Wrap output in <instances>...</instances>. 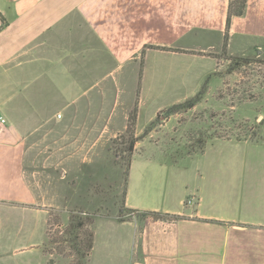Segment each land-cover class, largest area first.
Segmentation results:
<instances>
[{"label":"crops","instance_id":"crops-1","mask_svg":"<svg viewBox=\"0 0 264 264\" xmlns=\"http://www.w3.org/2000/svg\"><path fill=\"white\" fill-rule=\"evenodd\" d=\"M229 4L230 0H0V226L5 230L29 221L18 216L20 209L52 207L37 191L36 201H25V193H34L24 179L30 118L9 108L10 97L24 95L25 81L37 84L48 78L51 83L37 86L33 94L36 152L46 141L41 136L46 123L64 116L67 130L81 122L77 150L67 132L59 142L64 147L48 160L53 168L58 163L71 166L75 158L87 161L89 129H98L93 141L97 145L107 130L124 133L136 105L137 131L149 101L194 98L206 84L208 93L220 90L224 78L217 73L216 55L223 54L226 35L228 56L264 60V0H248L244 16L234 18L227 31ZM58 78L70 81L74 91L57 89L53 82ZM50 87L55 95L47 92ZM41 97L47 99L37 101ZM58 98L60 106L50 112L45 105ZM139 143L143 141L135 148L124 200L125 208L135 212L125 219L110 217L126 237V262L264 264V139L215 138L203 153L182 156L198 160L196 172L181 189L168 194L163 205L162 186L149 184L159 177V170L148 164L157 158L137 151ZM44 155L42 151L39 160L46 159ZM18 175L26 188L18 186ZM53 178L38 182L49 184ZM191 198L195 204L188 206Z\"/></svg>","mask_w":264,"mask_h":264},{"label":"rangeland","instance_id":"rangeland-1","mask_svg":"<svg viewBox=\"0 0 264 264\" xmlns=\"http://www.w3.org/2000/svg\"><path fill=\"white\" fill-rule=\"evenodd\" d=\"M216 57L217 73L224 78L223 86L213 94L205 90L194 109L168 118L162 115L157 120L159 111L193 98L170 96L149 101L142 110L137 129L140 135L135 129L134 136L143 141V144L139 143L137 151L157 158L148 164L159 170V177L149 184L162 186L161 205L163 200H167L168 194L181 189L183 181L190 180V176L196 172L198 160L184 159L182 156L203 153L215 138L264 139V60L223 54H217ZM58 79L53 82L57 89L64 87L74 91L70 81ZM46 80L38 81L37 84L36 80L25 81L22 86L25 88L24 95L10 97L9 108L12 112L16 108L22 110L23 115L30 118L27 131L32 134L27 145L30 153L24 162V179L34 193H25V201H36L37 191L42 201L44 197L52 207L41 211L20 209L18 216L29 221L23 225L8 226L5 230L4 226H0V264H130L124 257L126 245L122 240L126 237L122 231H116V225L110 221L113 219L110 217L124 216L125 219L130 216L124 211L130 135L127 129L119 134H108L107 130L103 139L95 145L94 134L98 129H89L88 160L75 158L71 166L67 164L65 168L58 163L53 168L48 158L60 146L64 147L65 144L59 142L67 132L74 140L73 147L69 144L70 148L77 150L75 139L81 122L67 130L64 116L48 121L41 135L46 141L42 147H37L40 150L36 152V120L32 118L36 117V96L33 94L37 86L51 84ZM10 83L17 84L15 81ZM50 88L47 92L51 91L55 95V88ZM41 99L43 102L47 98L41 97L37 101ZM60 102L58 98L45 106L48 110L51 108L50 112H55ZM62 114L65 115L64 112ZM152 121L155 123L151 133L144 135ZM42 151L46 159L39 160ZM136 172L138 170L135 167L134 174ZM48 176L55 177L49 184L38 182L39 178ZM15 177L18 186L25 187L23 177ZM11 179L9 176L8 182ZM11 195L8 193L7 197ZM78 215L82 217V227L78 226L79 221L75 225L71 222ZM92 234L94 240L89 257L88 246Z\"/></svg>","mask_w":264,"mask_h":264},{"label":"trees","instance_id":"trees-1","mask_svg":"<svg viewBox=\"0 0 264 264\" xmlns=\"http://www.w3.org/2000/svg\"><path fill=\"white\" fill-rule=\"evenodd\" d=\"M247 3H248V0H230L229 9H228V18H227V31H229L234 18L244 16V14L246 12V8H247ZM227 43H228V36L226 35L225 43H224V50H223V55H225V56H227V51H226ZM206 86H207V84L204 86L202 92L200 94H198L197 96H195L194 98H191V99H189L185 102H182V103H177V104L161 111L157 115V120L162 115H166V117L168 118V117H171L172 115L179 114V113L190 111L191 109H194L198 105V103L200 102L201 96L206 90ZM137 117H138V107L136 105L134 107V109L132 110V112L130 113L128 128H127V133L130 135V141L128 144V151H127L128 152V160H127V170L125 173V184H126V190L124 193L125 196H126V191H127L128 177H129V172H130V168L132 165L133 155L135 153L136 145L140 141V139L135 138V136H134V132L136 129V123H137ZM154 123L155 122H153L149 125V127L145 130L144 135H148L149 133H151L152 126L154 125ZM191 154L192 153H190L189 155H191ZM124 211L127 212L128 215H131L133 212H135L133 210L126 209V208H124ZM145 214L157 216V217L162 216L158 213H145ZM165 217H169V216L166 215ZM121 218L123 219L124 216H122ZM172 218H180V217L179 216H172ZM81 219H82V217L80 215H78L77 218L73 219L71 222L74 223V225H75L79 221V223H78L79 225L78 224L77 225L79 227H82L83 224H82V222H80V221H82ZM91 238H92V240L89 243L88 254H87L89 257L91 255L92 246H93V240H94L93 234H92Z\"/></svg>","mask_w":264,"mask_h":264},{"label":"built area","instance_id":"built-area-1","mask_svg":"<svg viewBox=\"0 0 264 264\" xmlns=\"http://www.w3.org/2000/svg\"><path fill=\"white\" fill-rule=\"evenodd\" d=\"M3 122H4V120H3ZM186 204H187L188 206H193V205L195 204V200H194L193 198L188 199L187 202H186Z\"/></svg>","mask_w":264,"mask_h":264}]
</instances>
